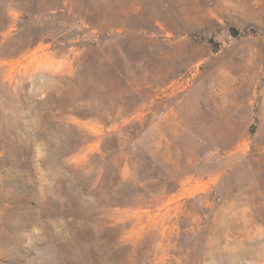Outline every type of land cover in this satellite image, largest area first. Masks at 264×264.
Returning a JSON list of instances; mask_svg holds the SVG:
<instances>
[{
    "label": "rangeland",
    "instance_id": "374dc122",
    "mask_svg": "<svg viewBox=\"0 0 264 264\" xmlns=\"http://www.w3.org/2000/svg\"><path fill=\"white\" fill-rule=\"evenodd\" d=\"M0 264H264V0H0Z\"/></svg>",
    "mask_w": 264,
    "mask_h": 264
}]
</instances>
